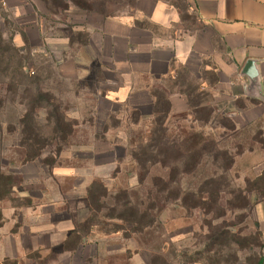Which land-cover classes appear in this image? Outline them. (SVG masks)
I'll use <instances>...</instances> for the list:
<instances>
[{
    "label": "rangeland",
    "instance_id": "374dc122",
    "mask_svg": "<svg viewBox=\"0 0 264 264\" xmlns=\"http://www.w3.org/2000/svg\"><path fill=\"white\" fill-rule=\"evenodd\" d=\"M110 1H124L122 7L128 3V0ZM167 1L180 16L173 34L195 31L197 20L187 11L184 0ZM39 4L48 33L56 31L53 27L57 22L63 23L58 33L71 38L77 48L86 39L72 29L80 22L69 19L68 11L74 6L103 7L88 5L86 0H39ZM17 17L0 0V172L10 175L12 186H16L0 201L1 213L12 206L27 207L40 202L22 197L24 191L36 194L48 188L53 192L44 203L55 199L59 191L63 195L62 205L72 210L82 224L95 215L87 205L86 186L90 181H98L105 186L108 197L102 199L105 209L96 214L94 221L107 224L112 230L114 225L120 226V234L129 239L132 247L147 251L148 264H258L259 260L264 264L263 237L253 218L254 207L264 199V178L258 180L264 173L258 179L253 178V161L237 158L234 167L224 173L206 153L201 165L192 171L199 156L196 152H185L192 147L235 151L240 144L245 147L251 144L261 128L257 122L234 135L221 126H230V118L224 114L228 104L215 102L216 75L205 66L210 62L205 60L201 70L194 66V72L180 70L174 81L177 86L171 82L155 89L167 95L188 94L192 105L199 107L168 117L166 167L148 162L146 172L135 154L149 146L152 116L140 113L137 123L131 120V114L136 112L133 107L110 102H102L99 111L97 99L105 95L107 87L101 84L103 77L97 63L88 66L81 61L83 71L78 80L63 77L58 62L49 54H35L29 45L15 44L16 34L23 31L22 25L33 21L32 16L25 21ZM16 62L21 63L25 76L19 82L12 74L5 75L8 63L12 67ZM38 95L50 97V104L65 117L66 141H60V133L54 131L52 121L48 120L53 107ZM142 111L147 113L148 109L144 107ZM27 152L40 157L26 161ZM152 153L147 151L149 156ZM210 180L221 184L220 198L212 213L193 207L199 195L207 196L204 192ZM125 190L130 201L127 207L117 205L126 201L121 194ZM180 191L187 198L186 207L176 200ZM242 195L249 198L248 207ZM136 209L140 211L138 215ZM121 215L129 221L113 218ZM134 221L147 227L141 230ZM226 228L237 234L238 242L219 238L220 231Z\"/></svg>",
    "mask_w": 264,
    "mask_h": 264
},
{
    "label": "crops",
    "instance_id": "0c3cea01",
    "mask_svg": "<svg viewBox=\"0 0 264 264\" xmlns=\"http://www.w3.org/2000/svg\"><path fill=\"white\" fill-rule=\"evenodd\" d=\"M2 2L18 20L33 17L32 22L22 25L15 44H27L32 51L49 54L58 62L63 77L78 80L83 71L81 61L88 66L97 63L101 84L107 87L105 95L97 99L100 110L102 102H110L152 116L155 89L175 80L180 70L194 72L197 65L201 70L207 60L210 64L205 66L216 75L215 102L228 104L224 114L231 126H221L238 135L259 122L257 133L264 137V0H184L198 25L195 31L176 35L173 29L180 23V16L167 0H128L124 7V1L86 0L88 5L103 7L74 6L68 11L69 19L80 22L72 29L86 39L84 45L79 43L80 48L58 33L61 22L53 27V34L48 33L39 0ZM168 95L170 117L190 111L188 98L182 93ZM144 107L147 113H143ZM256 135L237 156L253 161V178L264 173V149L255 140ZM51 192L48 188L36 194L26 190L22 197L40 202L3 209L0 264H148L147 251L132 247L120 232L94 230L76 248H69L71 235L82 220L62 205L59 191L55 199L44 203ZM253 218L264 242V199L254 207Z\"/></svg>",
    "mask_w": 264,
    "mask_h": 264
},
{
    "label": "trees",
    "instance_id": "16d2710c",
    "mask_svg": "<svg viewBox=\"0 0 264 264\" xmlns=\"http://www.w3.org/2000/svg\"><path fill=\"white\" fill-rule=\"evenodd\" d=\"M11 63H8V66H6L5 69V75L7 76L8 74H12V76L17 77L16 82H19L21 80H23L25 78L24 73L22 72L23 67L21 66L20 62H16V64L14 66L11 67ZM1 73L3 74V69L1 71ZM13 78V77H12ZM19 78V80H18ZM178 76L176 77L175 80H177ZM175 80H173L172 84L174 86H177V82H174ZM154 98H155V104H154V112L152 115V124H151V131H150V143L147 149L145 150H141V152L136 153L135 157L137 158V160L139 161L140 165L143 166L144 170L146 172H148L147 169V163L150 162L152 165L155 164H161L162 166L166 167V157H167V150H168V145H167V141H166V136H167V131L169 129L168 125L166 124V121L170 115L171 112V103H170V99L169 96L164 92V93H157V91L155 90L153 92ZM188 97V94H185ZM38 98L42 101L45 100L46 102H48V104L50 105V107H53L52 112L49 113V121H52L53 125H54V131L58 134L60 141H66V139L68 138V136L63 132V128L64 126L66 127L67 124L65 122V117L62 114L58 113V108L54 107L53 105L50 104V97H47V95L42 96V95H38ZM189 101V107L191 109V107H197L198 105H192V102ZM199 107V106H198ZM100 110V109H99ZM134 113L131 114V120H135L137 123L139 122V118L141 117V112L138 109L134 108ZM227 128L229 127L228 125H225ZM231 126V125H230ZM229 129V128H228ZM107 130V129H106ZM71 132H72V127H71ZM70 137V136H69ZM31 139V138H30ZM255 140L262 146V148L264 149V137L262 136L261 133L258 134V136L255 137ZM183 141V139H182ZM188 143V140H184L183 143ZM175 144V143H174ZM212 144V143H211ZM182 146V145H180ZM140 149V148H139ZM60 150V149H59ZM147 151H152V155H148ZM186 153H193L196 152L197 153V161L195 160L194 164L192 165V171L197 170V168L201 165V161L202 156H209L212 158L214 164H218L220 165L222 168V170L224 171V173H226L227 171L231 170L234 167L235 164V159L237 158V156H239L240 154L243 153V146L238 145L236 147L235 151H230L227 149H216V148H207V147H202V148H190L188 150L185 151ZM135 153V152H134ZM206 153V154H204ZM40 157V154H33L31 155L29 152L26 153V161H34L37 158ZM159 157H164V158H159ZM222 162V164H221ZM145 172V173H146ZM262 177L256 178L258 180H262ZM255 179V180H256ZM0 182H2V184H0V201H2L3 199L7 198L8 195H10L12 193V191L14 190V188L16 186H12V177L6 176L3 173L0 172ZM161 183H164L161 179H160ZM155 184V183H154ZM207 191H205L204 193L207 195L205 197H203L202 195H199L198 197V201L197 204L195 206H193L194 208H199L202 209L208 213H212V211L214 210L213 205L216 203H218V200L220 198V187L221 184H218L217 181H213L210 180L207 182ZM156 186V184H155ZM247 192V191H246ZM122 196L126 199V201L124 202H120L117 203V205H121L123 207H127L128 205H130V201L128 200V193L127 191H123L121 192ZM183 193L177 192V197L176 200H180L182 202V205L185 206L187 204L186 200L187 198L182 197ZM108 197V192L105 188V186L102 184V182H98V181H94L93 183H91V185L88 187L87 189V205L90 209V211L94 212L95 215H92L91 218H89L86 222L79 224V226L77 227V229L75 230V232L71 235V238L68 242V247L69 248H76L78 246V244L80 243L81 239L88 235L89 233H91L94 230L103 232L105 234H112V233H116L119 232L120 226L118 225H114V230L108 228L107 224H103L100 222H95L94 218L96 216V214H99L102 209H105V205L102 202V199H105ZM241 199L244 200L245 206L248 207L250 205L249 202V198H247L246 195H242ZM186 207V206H185ZM151 208V206H150ZM151 209H154V205L152 206ZM136 215H138L140 213V211L138 209H136L135 211ZM93 214V213H92ZM109 216V215H108ZM116 218L118 220L121 221H129L126 220V218L124 216H118L117 217H113ZM3 222V217H2V213L0 210V224ZM134 223H136L137 225H139L138 227H140L141 230L145 229L147 226H141V224H139V222L134 221ZM226 238L234 243L238 242V238H237V234L233 233L230 229H223L222 231H220L219 233V238ZM261 264V260H259V263Z\"/></svg>",
    "mask_w": 264,
    "mask_h": 264
},
{
    "label": "built area",
    "instance_id": "2783aa9c",
    "mask_svg": "<svg viewBox=\"0 0 264 264\" xmlns=\"http://www.w3.org/2000/svg\"><path fill=\"white\" fill-rule=\"evenodd\" d=\"M35 54H38V51H33ZM34 74V73H33Z\"/></svg>",
    "mask_w": 264,
    "mask_h": 264
}]
</instances>
